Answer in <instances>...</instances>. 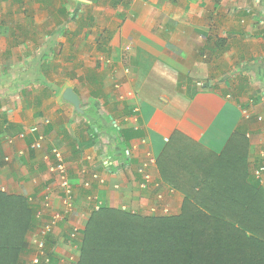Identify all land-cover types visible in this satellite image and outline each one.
Instances as JSON below:
<instances>
[{
	"label": "crops",
	"instance_id": "obj_1",
	"mask_svg": "<svg viewBox=\"0 0 264 264\" xmlns=\"http://www.w3.org/2000/svg\"><path fill=\"white\" fill-rule=\"evenodd\" d=\"M159 8L155 19L143 21L133 10L135 23L106 28L107 38L89 43L88 16L72 24L76 13L57 9L53 0H0L1 192L38 207L46 194L52 209H60L58 182L43 159L59 148L76 196L74 214L63 223L83 230L95 207L89 196L104 208L141 214L152 202L161 204V192L164 204L182 208L184 195L158 166L177 136L221 155L243 127L250 167L261 161L264 123L246 121L243 109L255 100L264 119V0H162ZM71 51L78 53L76 64ZM86 55H95L90 70ZM251 79L263 87L248 89ZM68 88L83 114L63 99ZM45 120L47 145L36 152L35 135H19ZM126 129L140 131L128 145L119 136ZM148 153L156 160L149 168L154 182L142 189Z\"/></svg>",
	"mask_w": 264,
	"mask_h": 264
},
{
	"label": "trees",
	"instance_id": "obj_2",
	"mask_svg": "<svg viewBox=\"0 0 264 264\" xmlns=\"http://www.w3.org/2000/svg\"><path fill=\"white\" fill-rule=\"evenodd\" d=\"M255 108L253 100L243 109L251 114L246 121L261 117ZM119 136L128 145L140 131L126 129ZM183 140L172 139L158 160L162 179L184 195L180 213L143 216L101 207L80 231L78 261L70 263L264 264V186L254 174L264 159L250 167L246 130L238 128L221 155ZM34 205L33 199L0 191V264L31 263L21 259L34 253L27 235L46 225L38 217L42 208ZM44 241L56 245L52 233ZM55 257L51 250L39 264H56Z\"/></svg>",
	"mask_w": 264,
	"mask_h": 264
},
{
	"label": "rangeland",
	"instance_id": "obj_3",
	"mask_svg": "<svg viewBox=\"0 0 264 264\" xmlns=\"http://www.w3.org/2000/svg\"><path fill=\"white\" fill-rule=\"evenodd\" d=\"M161 1L162 0H90L87 3L82 0H53V3H55V6L57 9H61V8L69 9L73 13H76L75 17L77 16V19H75L74 17L72 24H74L76 20H78L80 17L81 19L82 18L85 19L87 16L88 18L90 17V19L87 18L88 19L87 27H89L87 29L89 31L87 35L88 37L85 39V41L87 40L89 43H94V41L96 42L97 38H101V37L107 38L105 34L107 31L106 28H111V27L114 28L115 25H118L120 22H123V21L126 22L128 19H130L135 23L137 18L141 17L142 18L141 21H143L145 17L150 16L151 18V15L153 16L151 19H155L154 14L156 16L158 15L157 10L160 9L159 6H160ZM133 10H136V12H141L137 17H135L136 19L132 18V16L134 15ZM145 11L148 13L146 14ZM161 17L162 16H159L158 19L161 20ZM74 40L76 41L75 37H74ZM254 50L255 51L257 50L256 45L254 46ZM90 52L91 50H88V53ZM70 55L72 57L71 59L73 63L76 64L77 62L76 58L78 56V53L76 55L74 51H71ZM87 57H88V61H87L88 67L87 68L90 70L91 68H94L96 66L93 61V58L95 57V55H89ZM80 82H83V80H80ZM260 82L261 81H259L258 79H251L250 82L247 83V88L248 89H256V88L258 89L259 87H263V84ZM244 88H245V84H244ZM261 104L262 106H264L263 102H261ZM257 151L258 152L256 153V156L259 155V157L262 159L261 154H264V144H261L258 147ZM256 156H253V157H256ZM248 159L250 161V159H254V158H252V156L249 155ZM58 189H59V186H58ZM60 193H57L58 195H62V198L60 197V205H61L60 209H56V210L52 209L50 202L47 199H45L47 197L46 194L45 195L43 194L44 196L42 197L45 199V201L43 199L39 207L42 208L40 213H41V216L44 217L42 221L44 220V223L47 225H51V223L54 221V218L57 214L62 216V220L58 221L54 226H51L53 229L51 233L54 235V237H58L57 232H60L61 234L63 233L62 230L64 229V227H67L65 228L66 229L65 231L67 232L64 234L63 237L59 238V242L61 244L57 245L56 250L52 249L49 246L46 247L45 241H44V238H45L44 230H43V226H41L40 229H38L39 230L38 232L36 230L35 233L33 234L31 233L27 235L28 249L29 250L34 249L33 251L34 253L31 252L33 254H30L28 257L21 256V259H24V263L25 262L30 263V261H32L34 257L35 259H37L38 257H46L47 253L50 254L51 250L54 255L56 254V257H55V259L57 260L56 264H72L78 261L79 253H78V248L76 246L77 244H75L77 238H72V236H76L74 235L75 233L74 230L77 227L72 229V226L69 223H66V224L63 223V222H66L67 218L70 217L71 214L65 211V208L63 206V194L61 191ZM180 201H181V198L179 196V202ZM48 202H49V205H48ZM154 206L159 207L158 204L156 205V204H153L152 202L148 206V209L145 208L141 212V215L143 216L151 215L152 214L151 209ZM169 208L170 210L173 208V211H176V209L177 210L181 209V208L180 209L176 208L173 205H172V208L171 207ZM126 211L129 212V210H126ZM248 217L249 219L254 218V216H248ZM86 218L87 217L84 216V219ZM249 219H245V220H249ZM67 233L70 235V238H71L70 241L67 239V236H69ZM41 244H43L44 247H41ZM21 262H23V260H21Z\"/></svg>",
	"mask_w": 264,
	"mask_h": 264
},
{
	"label": "built area",
	"instance_id": "obj_4",
	"mask_svg": "<svg viewBox=\"0 0 264 264\" xmlns=\"http://www.w3.org/2000/svg\"><path fill=\"white\" fill-rule=\"evenodd\" d=\"M199 86H202L200 84ZM133 96L132 93L128 95V97ZM243 116L246 120H249L251 117V114L247 110H243ZM258 121H263L262 117L258 118ZM50 124L49 120L43 121L41 124L33 126L28 132L21 133L19 135L20 139H25L29 134L35 135V141L32 145V149L36 152H41L47 145L48 137L45 133V127H47ZM168 141V140H167ZM131 155V152H129ZM262 155V159H264V154ZM43 159L48 163V171L51 173V175L55 176L56 181L58 182L59 189L63 194V206L65 208V211L69 214L73 215L74 211L76 209L75 207V191L72 187L70 178L68 176V169L67 165L65 163V158L63 153L59 148L53 147L49 154L44 155ZM156 160L153 158V156L148 153L147 159L143 163L142 167L140 168V173L142 174L143 183L141 184L142 189H148L152 183L154 182L152 175L149 172V168L151 165L155 164ZM255 177L262 183L264 186V162L259 166V168L254 169ZM95 180L102 181L98 175H94L93 177ZM91 183H86L85 186L87 188H90ZM158 185V184H157ZM165 198V195L163 193H159L157 195V202H160L161 204L157 207L154 206L151 209L152 214L154 215H161V216H170L173 215L171 212L169 206L163 203V200ZM88 201L95 203L94 211H99L101 208V203L98 202V199L93 196H89ZM157 205V204H156ZM38 217L41 219L43 218L41 216V213H39ZM62 220V216L57 214L54 218V221L51 223V225H44V235L52 232V227L54 226L58 221ZM81 231L79 228H75L74 235L72 238H77L80 235ZM41 247H44L43 244H41ZM30 264H39V257L31 261Z\"/></svg>",
	"mask_w": 264,
	"mask_h": 264
},
{
	"label": "water",
	"instance_id": "obj_5",
	"mask_svg": "<svg viewBox=\"0 0 264 264\" xmlns=\"http://www.w3.org/2000/svg\"><path fill=\"white\" fill-rule=\"evenodd\" d=\"M87 1H90V0H87ZM63 99L66 102H68L71 105H73L75 107V110L78 113L83 114V111L81 109V101H80L78 95L74 92L73 89H71V88L66 89L64 94H63Z\"/></svg>",
	"mask_w": 264,
	"mask_h": 264
},
{
	"label": "clouds",
	"instance_id": "obj_6",
	"mask_svg": "<svg viewBox=\"0 0 264 264\" xmlns=\"http://www.w3.org/2000/svg\"><path fill=\"white\" fill-rule=\"evenodd\" d=\"M101 207H102V205H101ZM43 219V218H42Z\"/></svg>",
	"mask_w": 264,
	"mask_h": 264
}]
</instances>
